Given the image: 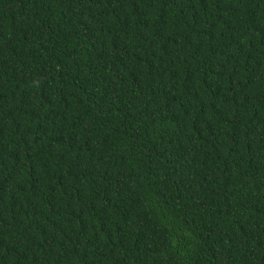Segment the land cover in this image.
Returning a JSON list of instances; mask_svg holds the SVG:
<instances>
[{"label":"trees","instance_id":"trees-1","mask_svg":"<svg viewBox=\"0 0 264 264\" xmlns=\"http://www.w3.org/2000/svg\"><path fill=\"white\" fill-rule=\"evenodd\" d=\"M0 264H264V0H0Z\"/></svg>","mask_w":264,"mask_h":264}]
</instances>
